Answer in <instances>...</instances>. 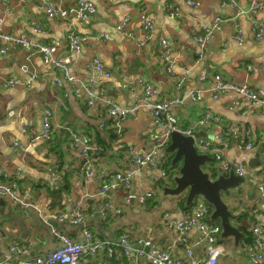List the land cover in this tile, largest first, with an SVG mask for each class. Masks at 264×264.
<instances>
[{
	"label": "crops",
	"instance_id": "0c3cea01",
	"mask_svg": "<svg viewBox=\"0 0 264 264\" xmlns=\"http://www.w3.org/2000/svg\"><path fill=\"white\" fill-rule=\"evenodd\" d=\"M8 1L5 6V0H0V8H5L4 31L26 35L33 45L62 42L54 57L56 61L69 55L67 37L72 30L84 41L68 66L70 74L78 81L75 83L65 80L62 70L45 64L34 49H8L3 53L4 44L0 43V173L15 175L20 190H28L31 203V207L24 210L13 206L8 199H0V264H16L10 251L13 243L29 248L27 258L45 256L55 250L59 243L52 230L62 231L79 242L85 241L86 230L113 242L127 234L133 241L151 240L172 256L186 258L184 247L177 240V230L167 225L183 218L185 211L180 203L186 196H180L176 208L155 215L156 188L159 185L165 188L163 183L156 182V170L143 167L132 178L133 193H152L144 203L128 199L123 190L103 196L100 188L111 175L128 169L137 155L149 151L155 144L152 136L160 137L164 133L162 127L154 124L148 103L206 91L216 75L230 81L247 82L252 88L264 91V40H255L251 19L244 14L251 0H234L235 5L232 0H193L200 3L198 7L188 5L187 0H93L96 14L85 22L72 17L67 21L50 19L40 8L42 1H51L72 9L77 7L78 0ZM142 7L148 8L154 22V32L150 35L139 21ZM168 7L179 8L181 17H169ZM126 17L131 18L130 29L136 38L145 41L144 47H138L135 40L116 31ZM217 17L226 22L211 40L208 57L199 61L194 37ZM256 18L264 19V9ZM69 23L74 25L73 29ZM236 25L242 31V45L233 39ZM36 26H40L42 32H35ZM102 34H108L109 39L100 38ZM161 39L167 42L175 61L174 75L167 72L161 57ZM94 59L100 60L111 73L109 78L88 68ZM32 75L36 78L29 88L5 89L2 86L3 79L8 77L28 80ZM203 76L205 81L201 82ZM57 78L62 86L55 84ZM79 83L90 85L95 95L111 98L123 108H138L137 114L122 121L111 118L104 103L91 107L85 96L78 97ZM148 85L156 93L146 100ZM235 101H240L235 93L213 99L207 92L200 102L173 104L170 113L187 129L205 110H210L220 116L225 125L251 134L254 143L251 151H227L223 156L229 163L240 164L245 169L244 182L223 198L226 197L224 202L233 216L247 213L249 219L256 217L258 222L264 213V197L260 191L261 187L264 189V113L247 103L231 109ZM46 109L53 112L51 137L33 141V136L42 132ZM73 132L87 134L96 147L104 149L102 154L91 155V161L98 167L93 178H79L85 161L71 146ZM15 142L28 152L18 153L14 149ZM167 149L159 153V162L167 160ZM61 175V190L57 192L55 182ZM106 203H111L121 213L111 211L104 219L101 209ZM78 204L85 213L82 223H59L51 218L53 214L74 213ZM232 222L237 228L240 224L248 225L255 239L252 220L240 224L237 219ZM198 234L197 228L192 229L187 235L188 243L194 244ZM244 237L238 245L234 239L220 238L224 253L218 264H250L248 249L252 245H247ZM194 251L199 258L208 257L206 247H195ZM99 263L129 264L125 258L112 259L103 255H86L80 264ZM139 264L147 263L141 261Z\"/></svg>",
	"mask_w": 264,
	"mask_h": 264
},
{
	"label": "built area",
	"instance_id": "2783aa9c",
	"mask_svg": "<svg viewBox=\"0 0 264 264\" xmlns=\"http://www.w3.org/2000/svg\"><path fill=\"white\" fill-rule=\"evenodd\" d=\"M9 1L5 0L4 5L8 6ZM233 5L235 1L232 0ZM187 4L193 7L200 6L199 2L187 0ZM40 8L44 10L50 19H58L67 21L71 17L78 22H85L96 14V6L93 0H78V5L75 8L67 9L61 3L42 1ZM264 9V1L251 0V5L248 11L244 12L251 19L252 32L256 41L264 40V19H257L256 15ZM5 8H0V43L4 44L3 53L8 49H34L35 53L41 55L45 64H52L56 68L64 72V79L68 82H78L69 71L71 57L80 52L82 43L84 41L74 30L68 35V51L69 55L56 61L55 55L62 47V42L53 41L50 44L33 45L26 35H15L7 33L3 29ZM167 14L173 19L181 17L179 8L168 7ZM139 21L143 30L148 34L154 32V22L149 17L148 8L142 7L139 14ZM226 21L217 17L211 25L203 26L195 35V43L198 47L197 57L199 61H203L208 57V51L211 40L215 34L223 28ZM131 18L126 17L116 27V31L136 41L137 46L142 48L145 41L136 38L134 32L130 29ZM70 29L74 28L72 23H69ZM35 32H42L40 26L35 27ZM100 38L109 39L108 34L100 35ZM233 39L239 44H243L242 31L238 25L235 27V34ZM161 57L166 65V70L169 74L174 75L175 61L171 57L167 42L161 39ZM88 68L98 74L109 78L111 73L105 68L102 62L98 59L92 60L88 64ZM36 75H32L28 80H23L17 76H11L3 79L2 86L5 89H15L19 87H31ZM200 81L204 82L205 77H200ZM57 86H62L59 78L55 79ZM76 88L78 97L85 96L87 104L91 107L98 103H104L108 115L122 121L124 119L133 117L137 114L138 108L127 109L121 107L115 100L108 97H100L95 95L90 85L79 83ZM146 100L150 99L155 93V89L148 85L146 87ZM209 92L213 99H218L225 93H235L239 95L240 101H235L231 105V109L238 108L241 103H247L251 108L258 109L264 113V91L252 88L247 82H235L224 78L222 75H216L214 82L208 90L195 91L183 98L162 99L158 102L148 103L151 108L154 124L162 127L164 133L158 136H152L155 144L149 151L137 155L132 165L123 172L111 175L108 180L104 181L100 194L106 196L112 191L123 190L127 193L128 199H135L141 203L147 201L152 197L151 192L143 194H135L131 191L133 176L143 167H149L158 172L155 180L157 183H163L165 187H170L174 183L173 171L178 172V168L167 171L164 164L159 162L158 156L161 151L167 149L172 140V134L179 132L185 137L194 138V145L199 154L208 155L214 159L216 164L215 172L217 175H226L231 171L239 177H244L245 169L237 163H229L223 156L227 151H251L254 148L252 136L249 132L242 133L223 123L220 116L214 114L210 110H205L201 117L192 122L191 127L185 129L180 126L177 118L170 113L171 106L184 105L187 101L200 102L205 93ZM247 113V111H245ZM53 112L51 109H46L43 118V129L40 134L33 136V141H43L51 137L53 132L52 127ZM26 133V127L23 129ZM200 133L199 138L196 134ZM71 146L85 161L83 171L79 178H93L96 176L98 167L91 161V155L99 149L92 143L90 136L85 133L73 132L71 134ZM14 149L18 153H27V148H23L20 143H14ZM264 154V153H263ZM2 180H0V199H8L13 206H19L24 210L31 207L30 194L28 190H20L17 178L13 174L1 172ZM61 177L55 182V190H61ZM260 191L264 197V189L261 187ZM114 211L115 214H120L121 210L114 208L111 203L104 204L101 209V215L104 219L108 218L109 213ZM209 206L200 199L196 201L195 206L184 213L183 218L178 222H170L167 225L170 228H175L178 232V243L184 247L186 258H177L172 256L168 251L157 245L151 240L133 241L129 235H123L118 241H111L106 238H100L92 231H84L85 241L79 242L73 239L68 234L52 230L54 238L58 241L59 246L46 254L45 256H37L27 258L29 248L13 243L10 247L11 253L15 256L16 264H80L81 260L86 255H103L108 258L122 259L125 258L129 264H139L141 261L147 264H218L219 258L223 255L224 249L219 244L222 236V226L215 224L210 220L211 217ZM51 218L59 223L69 222L72 225H78L84 221L85 213L82 205L78 204L75 212L70 215L53 214ZM198 229V239L194 244H189L187 235L194 229ZM254 234V245L248 249L250 257V264H264V242L262 236L264 234V213L260 216L258 221L252 227ZM195 247H206L208 249V257L206 259L196 256ZM101 264V263H99Z\"/></svg>",
	"mask_w": 264,
	"mask_h": 264
},
{
	"label": "water",
	"instance_id": "95a60500",
	"mask_svg": "<svg viewBox=\"0 0 264 264\" xmlns=\"http://www.w3.org/2000/svg\"><path fill=\"white\" fill-rule=\"evenodd\" d=\"M200 133L196 134L199 138ZM194 138L185 137L179 132L172 134L169 150L174 153L172 166L181 163L179 175L174 177L175 187H165L166 195L179 196L187 192L186 206H191L196 200L202 199L213 208L210 220L219 222L222 226V238H233L238 245L244 235L232 224L233 214L223 200V194H229L238 188L244 178L235 175L233 171L229 176L216 177L203 170V167L213 163L214 159L208 155L199 154L194 145Z\"/></svg>",
	"mask_w": 264,
	"mask_h": 264
},
{
	"label": "trees",
	"instance_id": "16d2710c",
	"mask_svg": "<svg viewBox=\"0 0 264 264\" xmlns=\"http://www.w3.org/2000/svg\"><path fill=\"white\" fill-rule=\"evenodd\" d=\"M99 150L98 151H95L93 154H102L103 153V148L102 147H97ZM167 154L169 155L167 160L165 161V164H164V168L167 170V171H170L171 169L173 168H178L180 169L181 165L179 166V163H177L175 166H172V161L174 159V154L169 150L167 149L166 150ZM92 154V155H93ZM214 177L217 176L216 172H214L213 170V174H212ZM196 204V201L189 207L186 206V197L183 198V200L181 201L180 203V206L181 208L186 212V211H189L191 210ZM207 205L209 206V211L210 213L213 212V208L210 204L207 203ZM230 210V209H229ZM232 213V211H231ZM247 218V219H246ZM251 219L248 218V215L247 213H242L241 215L239 216H233L232 217V221L235 219H237L238 223L240 224V222H243V221H247V220H252V223L255 225L257 223V219L256 217H250ZM213 222V221H212ZM249 226L248 225H238V229L245 235L244 237V241L246 242L247 245H254V241L255 239L253 238V236L251 235V233L249 232Z\"/></svg>",
	"mask_w": 264,
	"mask_h": 264
},
{
	"label": "rangeland",
	"instance_id": "374dc122",
	"mask_svg": "<svg viewBox=\"0 0 264 264\" xmlns=\"http://www.w3.org/2000/svg\"><path fill=\"white\" fill-rule=\"evenodd\" d=\"M201 152L205 153L204 151L200 150L199 153H201ZM180 165H181V163H179V166ZM215 167H216V164L213 162V163H209L206 166H204L203 170L206 173H209L211 175V177L213 178L212 174H213V170L215 172ZM173 169H175V168H173ZM173 174H174L173 175L174 177H177L179 175L178 172H176V171H173ZM155 193H156V195H155L154 200L156 202V207L153 211L155 215H159L163 211L176 208L177 207V201H178V199H180V196H183V197L187 196V192H185L184 194L179 195V196L166 195L164 192V188L160 185L156 188ZM175 200H176V202H175ZM198 200H200V199H198ZM198 200H196V201H198ZM223 200L226 201V197H224ZM227 203H230V202L227 201ZM125 212H127V211H125ZM227 239H233V238L230 237ZM227 239H225V240L228 241Z\"/></svg>",
	"mask_w": 264,
	"mask_h": 264
}]
</instances>
